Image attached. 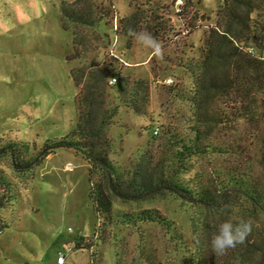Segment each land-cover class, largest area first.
<instances>
[{
    "label": "rangeland",
    "instance_id": "374dc122",
    "mask_svg": "<svg viewBox=\"0 0 264 264\" xmlns=\"http://www.w3.org/2000/svg\"><path fill=\"white\" fill-rule=\"evenodd\" d=\"M63 1L74 0H0V143H26L33 155L46 140L69 135L83 112L71 70L96 65L119 78L116 85L107 79L106 107H118L107 128L111 160L128 168L151 151L167 166L181 146L199 144L204 153L188 160L180 178L208 191L217 206L167 192L146 201L112 197L114 219L99 230L102 220L88 198V164L80 155L60 149L23 174L3 158L0 170L10 191L0 185V231L9 228L0 232V264H59L60 253L65 264H247V239L222 256L212 252L211 239L227 220L247 221L264 233V213L240 190L247 182L264 188V110L257 126L230 97L208 104L200 94L201 107L194 100L205 34L217 23L221 0H92L109 16L96 27L69 25L67 31ZM137 11L144 18L137 32L151 33L163 58L134 39L128 46L120 20ZM258 14L253 19L264 23ZM155 15L158 20H151ZM74 39L83 51L68 61ZM138 80L148 87L142 116L122 101ZM86 84L84 78L81 87ZM125 84L128 93L120 90ZM143 210L158 211L170 225L121 222ZM77 242L93 247L75 250Z\"/></svg>",
    "mask_w": 264,
    "mask_h": 264
},
{
    "label": "trees",
    "instance_id": "16d2710c",
    "mask_svg": "<svg viewBox=\"0 0 264 264\" xmlns=\"http://www.w3.org/2000/svg\"><path fill=\"white\" fill-rule=\"evenodd\" d=\"M255 11L259 12V18H264V0H221L217 23L209 27L205 34L204 49L197 66L199 72L195 76L194 100L197 107H201V103L197 101L200 94L207 96L208 104L216 96L230 97L236 105H240V110L247 113V122L258 126L260 122L256 120V115L259 108L264 110V56L256 55L251 45L264 50V23L253 19ZM151 12L154 15L153 10ZM60 15L62 28L66 31L69 25L96 27L101 19L109 16L92 0L63 1ZM151 20L158 18L156 15L151 16ZM143 21L144 18L138 11L120 20L126 31L128 46H131L133 39L128 35L129 29L137 31ZM74 45L73 53L67 56L68 61L77 59L82 54L84 45L75 39ZM70 74L79 88L77 104L83 112L80 111L78 123L69 135L59 140H46L33 155H30V148L26 143H0V159L9 158L14 171L23 174L40 166L49 155L60 149L72 150L80 155L88 164V198L98 218L102 220L99 230L114 219L112 197L123 202L146 201L167 192L193 204L208 208L217 206L216 200L208 191L196 189L180 178L182 173L189 171L188 160L204 153L199 144L195 143L189 148L181 146L183 150H178L174 156L175 161L167 166L156 162L151 151H146L128 168L114 163L110 158L111 144L107 128L116 116L118 107H106L109 72L95 65L72 69ZM114 77H117V82L111 84ZM84 78H87V86L82 88ZM118 81L117 75L109 78L111 85H116ZM120 90L128 93L126 84ZM147 91L146 83L138 80L133 85L129 100L122 98V101L135 114L146 115ZM141 93L145 95L141 97ZM262 145L264 147V134ZM0 185L10 191V183L1 170ZM240 190L247 195L256 210L264 213V188H252L247 182V189ZM121 222L157 223L164 227L170 225L155 210H143L128 220L121 218ZM8 228L4 224L1 231ZM92 247L93 244L82 242L74 244L75 250ZM150 263L154 264V261ZM247 264H264V233L254 226L247 237Z\"/></svg>",
    "mask_w": 264,
    "mask_h": 264
},
{
    "label": "clouds",
    "instance_id": "9594fccd",
    "mask_svg": "<svg viewBox=\"0 0 264 264\" xmlns=\"http://www.w3.org/2000/svg\"><path fill=\"white\" fill-rule=\"evenodd\" d=\"M128 35L135 42L153 49V54L158 58H163L164 49L159 41L147 31L137 32L134 29H129ZM251 224L241 220L239 223H233L227 220L221 223L218 231L212 236L211 249L216 256H222L229 249L235 248L238 244H242L247 239L251 232Z\"/></svg>",
    "mask_w": 264,
    "mask_h": 264
},
{
    "label": "built area",
    "instance_id": "2783aa9c",
    "mask_svg": "<svg viewBox=\"0 0 264 264\" xmlns=\"http://www.w3.org/2000/svg\"><path fill=\"white\" fill-rule=\"evenodd\" d=\"M117 82V77H114L111 79V84H114ZM58 263L59 264H65V254L64 253H60L59 257H58Z\"/></svg>",
    "mask_w": 264,
    "mask_h": 264
}]
</instances>
